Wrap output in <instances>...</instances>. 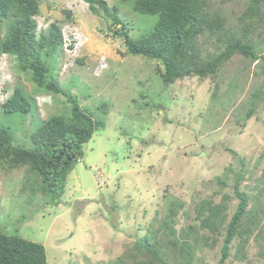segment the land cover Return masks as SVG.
I'll return each mask as SVG.
<instances>
[{
    "label": "rangeland",
    "instance_id": "obj_1",
    "mask_svg": "<svg viewBox=\"0 0 264 264\" xmlns=\"http://www.w3.org/2000/svg\"><path fill=\"white\" fill-rule=\"evenodd\" d=\"M105 1L119 9L133 37L156 20L134 14L133 0ZM208 1L235 24L245 0ZM39 2L37 31L56 23L68 46L58 59V84L103 120L104 127L83 144V158L68 175L59 205H49L40 194L33 197L27 167L7 170L0 163V231L41 243L47 264H110L146 232L159 228L157 220L173 199L184 204L176 208L178 231L198 225L194 208L201 201L221 203L226 193L228 221L237 201L233 174L225 169L240 168L229 150L248 159L241 188L250 194L264 188V154L258 158L264 153V104L259 102L251 113L247 102L264 87L261 60L249 64L236 55L215 81L189 77L164 86L157 72L161 63L127 55L122 40L112 34L118 27L92 15L83 0ZM254 44L264 54V44L256 38ZM14 66L10 56H0V124L9 125L16 145L30 147L35 123L65 113L69 103L62 95L34 94L33 82ZM16 86L30 95L33 113L11 124L1 117V106ZM248 113L252 116L245 120ZM257 160L261 162L255 165ZM219 175L227 176L224 189L214 184ZM256 232L243 258L234 257L235 240L222 264H264ZM212 238L199 225L188 234L195 248L190 264H220L222 244ZM166 264L184 261L175 258Z\"/></svg>",
    "mask_w": 264,
    "mask_h": 264
},
{
    "label": "trees",
    "instance_id": "obj_2",
    "mask_svg": "<svg viewBox=\"0 0 264 264\" xmlns=\"http://www.w3.org/2000/svg\"><path fill=\"white\" fill-rule=\"evenodd\" d=\"M83 2L92 15L103 16L118 27L112 34L122 40L127 55L161 63L163 69L158 68L157 72L164 86L189 77L215 81L222 67L236 55L247 59L249 64L259 60L264 63V54L254 44L255 38L264 44V0H245L235 24L228 23L226 12L213 9L208 0H133L134 14L156 17L147 32H140L138 37L130 35L116 7H110L105 0ZM39 13V0H0V56L5 54L13 59L15 72L33 82L34 94L62 95L69 109L35 123L30 147L16 145L9 125L1 123L0 163L4 162L7 170L27 167L33 197L40 194L46 203L56 206L65 193L68 175L83 158V144L103 129L104 122L89 108L80 106L77 97L58 84L57 66L63 47L61 29L51 23L46 30L38 32L34 19ZM66 17L70 14L66 13ZM204 45L213 50L203 51ZM247 102L251 113L259 102L264 104V87L262 91L252 92ZM1 113L10 123L14 119L22 121L33 113V101L16 86L2 104ZM251 116L248 113L244 118L248 120ZM229 151L240 165L236 170L225 169L234 177L232 193L237 201L234 211L227 221L225 211L230 197L226 193L221 203L201 201L194 208V221L214 236L213 243L221 241L220 264L229 257L235 240L238 244L234 257L243 258L246 243L255 231V238L261 243L259 255L264 261V188L258 190L257 183L253 190L258 191L252 194L241 188L248 159L234 149ZM260 162L257 160L255 165ZM226 179L227 176L219 175L214 184L221 189L227 185ZM169 204L167 213L157 220L159 228L146 232L110 264H166L175 258L190 264L195 248L187 238L198 225H186L178 231L176 208L184 204L176 199ZM0 264H47L46 251L41 243L0 231Z\"/></svg>",
    "mask_w": 264,
    "mask_h": 264
},
{
    "label": "built area",
    "instance_id": "obj_3",
    "mask_svg": "<svg viewBox=\"0 0 264 264\" xmlns=\"http://www.w3.org/2000/svg\"><path fill=\"white\" fill-rule=\"evenodd\" d=\"M62 37H63V35H62ZM66 47L68 48V46H67V44H65V42H64V38H63V47H62V48L64 49V48H66ZM64 50H65V49H64Z\"/></svg>",
    "mask_w": 264,
    "mask_h": 264
}]
</instances>
